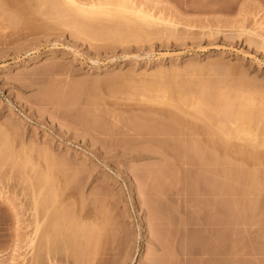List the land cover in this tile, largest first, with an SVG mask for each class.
I'll use <instances>...</instances> for the list:
<instances>
[{
  "label": "rangeland",
  "instance_id": "1",
  "mask_svg": "<svg viewBox=\"0 0 264 264\" xmlns=\"http://www.w3.org/2000/svg\"><path fill=\"white\" fill-rule=\"evenodd\" d=\"M7 1L0 264H29L33 206L54 186L46 206L75 244L59 240L58 264H264V0H127L161 23L114 37V21L112 38L111 22L91 33ZM224 161L240 181L217 175ZM62 214L80 228L62 234Z\"/></svg>",
  "mask_w": 264,
  "mask_h": 264
},
{
  "label": "bare ground",
  "instance_id": "2",
  "mask_svg": "<svg viewBox=\"0 0 264 264\" xmlns=\"http://www.w3.org/2000/svg\"><path fill=\"white\" fill-rule=\"evenodd\" d=\"M1 1H4V0H0V2ZM6 2H8L7 0H5ZM31 2V3H29V2ZM27 1V3H29V5H32V6H29V7H33V5H34V7L32 8V9H34V10H32L34 13L33 14H36V12L38 11V12H40L41 11V9L39 10V8H42L43 6H45V7H47V9L49 10V13H50V15H52L51 13H53L56 17H54V20L55 21H57V19H58V23L61 25H64V24H70V26H72V25H74V27L75 26H77V25H79V26H77V28H81V26H82V29H86V30H88L87 28H84L83 26H86V27H89V30H88V32H91L92 33V31H93V29L94 28H96V27H98L99 28V24L101 23V25H102V23H104V26L107 24L108 26L110 25V22H111V33H110V30H107V34H105V33H103V34H105L106 35V38H108L107 37V35L109 36V37H111L112 38V36L110 35V34H112V32H114L113 34H114V37H116V35L118 34H120V31H121V34H122V32H123V30H125L129 35H127V33H126V35L127 36H130V33L132 34V32L134 31V33L133 34H136L137 32H139V31H141V33L143 32H146L147 33V31H148V27L149 26H151V25H157V24H159V23H161L159 20V18H157V17H155L154 15H152L150 12H145L143 9H138V8H136L135 6L133 7V5L131 4L130 5V2L129 1H127V0H91V1H89V2H82V1H79V0H28ZM5 2V3H6ZM5 3H1V5H0V11L2 10V12H0V15H1V17H2V15L4 16V14H5V11L3 10V9H5V7H4V4ZM28 7V8H29ZM36 7V8H35ZM37 8H38V10H37ZM31 10V9H30ZM3 11H4V13H3ZM37 12V13H38ZM53 16V15H52ZM58 17V18H57ZM3 18V17H2ZM1 18V19H2ZM52 18V17H51ZM57 18V19H56ZM70 20H69V19ZM0 19V20H1ZM66 19V20H65ZM105 20H107V21H105ZM109 20V21H108ZM104 21V22H103ZM117 23V27L115 28L114 27V23L115 22ZM162 21V20H161ZM107 22H109V23H107ZM114 22V23H113ZM135 22H137L138 23V26H139V29L140 30H138V28H134L133 26H137V25H135L136 23ZM106 23V24H105ZM72 24V25H71ZM121 24H124V25H121ZM127 26H126V25ZM132 24V25H131ZM140 24V25H139ZM100 25V26H101ZM107 25H106V27H103V25H102V28H104V31L106 30L105 28H107V29H110V28H108L107 27ZM69 26V25H68ZM109 26V27H110ZM125 26L127 27V29H129V31L127 30V29H125ZM73 27V26H72ZM132 28V29H130V28ZM98 28H96V29H94V32H95V30H97ZM113 28H115V30L113 29ZM117 28H121L120 29V31H119V29H117ZM124 28V29H123ZM147 29V30H146ZM90 30H92V31H90ZM114 30V31H113ZM137 32H136V31ZM116 31H119L117 34H116ZM93 32V33H94ZM106 32V31H105ZM140 32H139V34L140 35H142ZM133 34L131 35V36H133ZM138 34V33H137ZM136 34V36H138ZM145 34V33H144ZM262 38H263V40H264V36H262V35H260ZM105 38V37H104ZM191 129V128H190ZM194 129V128H193ZM193 129H191V130H193ZM190 130V131H191ZM205 130V129H204ZM207 131H209V130H207ZM191 132H194V131H191ZM188 133V132H187ZM205 133L206 134H208L206 131H205ZM183 134V133H182ZM210 134H212L210 131H209V134L208 135H210ZM207 135V136H208ZM209 137V136H208ZM208 137H205V138H207V140H204L205 141V143L206 144H208V146L207 147H210L212 150L213 149H215L216 150V148H217V150L218 151H220L219 150V148L218 147H224V148H226L227 146H226V143H225V140L223 141L224 142V145L226 146H223V144H222V141H221V145H220V143H218V142H215L216 140H214L215 138H213L212 136H210L209 138ZM210 139V140H209ZM229 141V140H228ZM228 141H226L227 143H229V144H231V146H233V148L235 147L234 145V143H230V142H228ZM217 143V144H216ZM220 145V146H218L217 147V145ZM216 145V146H215ZM228 145V144H227ZM237 145H238V143H237ZM237 145H236V149L234 148H232V147H227L226 149H221V151H220V153H221V155L223 156L224 155V153H225V150H228V151H230V153H232V151L231 150H233L234 152L233 153H235L234 155H238V156H241V154L242 155H247L248 154V156L251 154L250 153V149H249V152H247L248 150V145L247 144H244L245 146L247 145V148L245 149V146L243 145V147H241V144H240V146L238 145V150H237ZM229 146V145H228ZM216 147V148H215ZM239 147H240V149L242 148V150L245 152V154L243 153V151H242V153H241V151H240V149H239ZM200 149V148H199ZM198 149V150H199ZM236 150H237V152H236ZM245 150H247V151H245ZM204 151V150H203ZM202 151V149L199 151V153H202L203 152ZM224 151V152H223ZM238 151H239V153H238ZM205 152V151H204ZM223 153V154H222ZM227 154H225V155H228L229 154V157L231 156L230 155V153H228V152H226ZM236 153H238V154H236ZM247 153V154H246ZM250 153V154H249ZM233 155V154H232ZM225 157V156H224ZM234 156H231L229 159H232ZM244 156H242L241 158L240 157H235V158H233V159H235L236 160V158H237V160L238 161H241L242 160V158H243ZM249 157H251V155L249 156ZM249 157H245L246 158V160H244L246 163H249L248 161H249V159H251V158H253V160H254V157H251V158H249ZM238 158H240L241 160H239ZM228 159V160H229ZM257 158L255 157V160H256ZM225 160H227V156H226V159ZM242 160V163L244 162ZM248 160V161H247ZM230 161V160H229ZM229 161H228V163H229ZM257 161H258V163H260L259 162V160L257 159L256 160V162H254V164H256L257 163ZM225 163V164H224ZM257 163V164H258ZM224 164V165H223ZM224 167H223V166ZM225 165H227V161H224L223 163H221V166H222V168L225 170V168L228 170V171H225L224 173H222L221 172V174H220V169H219V173H218V170H217V168H220L221 166H217L216 164H215V168H216V171H217V175L219 174V176L221 175V177H224L226 174V176L224 177L225 178V181H227L228 182V179L230 178L231 180H229V182L230 181H237L238 180V178L237 177H239V173L241 172L240 170H236L237 171V173L239 174V175H237V177H235L234 175H232L231 174V176L230 175H228L229 173H226V172H233L232 170L230 171V169L229 168H227L228 166H225ZM231 165V163H229V166ZM233 166V165H232ZM239 168V167H238ZM223 169H221V171H223ZM232 169V168H231ZM236 171H235V173L234 174H236ZM240 171V172H239ZM216 173V172H215ZM226 173V174H225ZM223 175V176H222ZM227 176H230V177H227ZM236 178V179H234V180H232V178H234V177ZM241 176V175H240ZM226 178H228V179H226ZM240 177H239V180L238 181H240ZM237 181V182H238ZM53 186H54V184H52ZM52 185H50L48 188H50V187H52ZM56 185V184H55ZM45 186V185H44ZM62 186V185H61ZM56 187H58L57 185H56ZM45 188H47V186H45ZM47 188V189H48ZM53 188V187H52ZM52 188H50L51 189V191H52V195H48L49 194V191L47 190V192L44 194V195H42L41 196V192H39L40 193V195H37L38 197L40 196V198L41 199H38L37 200V202L34 204V206H33V210H34V212L36 213L35 215H36V222H35V226H34V235H35V237H34V239H31L30 241H31V244L33 245V244H35V246L33 247L34 248V252L32 253L33 255H32V257H31V259H30V261H29V264H49V262L47 261V260H51V262L53 261V264H58V261H59V255H57V253L58 252H60V249H58V247L56 248V245H57V243H59L60 241H61V243H62V245L61 246H63L64 247V245H66V244H68L69 246L71 245L72 246V244H74V243H72V244H69L68 242H67V240H65V239H67L68 238V236H67V238L65 237V239H60V236H62L61 235V233H60V227H59V225L57 226V224L56 223H58V221H59V219H58V216H60V215H58V213L59 212H61V210L59 211V210H56V209H54L53 208V210L50 208V207H47L48 206V202H51L52 203V205H55L54 204V202L56 203V202H58L59 203V201H57V196H59V195H57V194H60V192H61V194H62V191L63 190H65V188L62 190V191H60L59 190V188H58V190L60 191V192H55V186H54V188L52 189ZM44 188L42 187V192L44 193V190H43ZM60 189H62V188H60ZM57 190V189H56ZM51 191H50V193H51ZM66 192V191H65ZM57 193V194H56ZM65 193H63V195H64ZM55 195H57L56 197H55ZM67 195V194H66ZM65 195V196H66ZM36 197V196H35ZM38 197H36V198H38ZM61 197H62V195H61ZM60 197V198H61ZM36 198H34V201H35V199ZM55 198H56V200H55ZM59 199V198H58ZM59 200H61L62 201V199H59ZM50 203V204H51ZM49 204V205H50ZM60 204V203H59ZM39 205V206H38ZM47 205V206H46ZM56 206H57V204H56ZM56 206H55V208H56ZM59 207V206H58ZM60 208V207H59ZM50 209H51V211H50ZM82 209H83V207H81V211H82ZM79 210V209H78ZM77 210V211H78ZM262 210H264V209H262ZM62 211H63V209H62ZM80 211V214L82 213ZM84 211V210H83ZM65 213V211H63V214ZM79 213V212H78ZM78 213H75V214H78ZM261 213V212H260ZM260 213H259V216H262V213H261V215H260ZM263 213H264V211H263ZM60 214V213H59ZM63 214H62V216L61 217H59V218H61L60 219V221L62 222H65V224L62 222V223H60V225L62 226V228L61 229H63L64 231H62L63 233L62 234H64V232H67V231H65L67 228H69L71 225L72 226H74V224H73V222L72 221H74L75 222V219L76 218H78L79 219V217H80V219H79V222H81L80 220H81V218L83 219L84 217H81V215L83 214H81L80 216L79 215H76V218L74 219V220H71V225H70V220H69V223H68V218L66 219V221H67V224H66V221L63 219V218H65V214H64V217H63ZM67 214V213H66ZM68 215V214H67ZM86 214H84V216H85ZM77 216H79V217H77ZM83 216V215H82ZM63 217V218H62ZM67 217V216H66ZM86 217V216H85ZM262 218H264V214H263V217ZM58 219V221H55V220H57ZM70 219V218H69ZM77 220V219H76ZM78 222V221H77ZM82 223V222H81ZM98 223V222H97ZM79 224L80 223H78L77 225L79 226ZM55 225V226H54ZM68 225V226H67ZM75 225H76V223H75ZM82 225H84V224H82ZM95 225H96V222H95ZM98 225V224H97ZM56 226L57 227H59V229L57 228V230H55L56 229ZM71 226V227H72ZM55 227V228H54ZM74 227H76V226H74ZM82 227V226H81ZM76 228H80V227H76ZM83 228V227H82ZM75 229V228H74ZM98 229H100L99 231H97V234L99 233H101L100 231H102L103 229H101V225H100V227L98 228ZM80 229H78L77 230V232L79 231ZM54 231H56V232H54ZM75 231V230H74ZM90 231H91V229H90ZM89 231V233H92L93 231H91L90 232ZM57 232H59V234L60 235H58V233ZM88 233V234H89ZM99 234H98V236H99ZM58 236H59V239H58ZM71 235H69V237H70ZM72 237V239H75V238H73V236H71ZM71 237H70V241H72L71 240ZM35 238H36V240H35ZM63 238H64V236H63ZM58 239V240H57ZM69 239V238H68ZM97 239H98V237H97ZM96 239V240H97ZM60 240V241H59ZM64 241H66L65 242V244L63 245V242ZM69 241V240H68ZM74 241V240H73ZM72 241V242H73ZM99 240H97V242H98ZM96 241L95 242H93L94 244L95 243H97ZM61 243H59V244H61ZM92 243V245H94ZM99 244V243H98ZM75 245V244H74ZM90 246V248L92 247V254H96V253H98V252H96V250H97V246L96 245H94V246ZM61 246H59L60 248H61ZM67 246V245H66ZM69 246H67L66 248L68 249L69 248ZM71 246H70V251H71ZM99 246V245H98ZM97 247V248H96ZM66 248H61V253L63 254V252L62 251H64V249H66ZM72 248H73V246H72ZM99 248H100V246H99ZM98 248V249H99ZM58 249V250H57ZM63 249V250H62ZM69 250H67V251H69ZM101 250V249H100ZM58 251V252H57ZM101 253V252H100ZM68 254H69V257L71 256L70 255V253H67V258H68ZM64 256H65V251H64V254H63ZM63 256V257H64ZM78 256V255H77ZM88 256H90V254L88 255ZM91 256H93V255H91ZM91 256H90V258H91ZM99 256V255H98ZM61 257V256H60ZM62 257V258H63ZM95 257V259H96V257H97V255L96 256H94ZM59 258V259H58ZM62 258L60 259V261H62ZM74 258V257H73ZM80 260V258L78 257L77 258V260ZM83 259V260H82ZM91 259H93L94 260V258H91ZM66 260V259H65ZM64 260V261H65ZM71 260H73L72 259V257H71V259H69V260H67L68 262L67 263H69L70 262V264H71ZM75 260V259H74ZM74 260H73V262H74ZM92 260V261H93ZM46 261H47V263H46ZM76 261V260H75ZM81 263L84 261V257L82 256V258H81ZM76 262H78V261H76ZM76 262H75V264H76ZM59 263H62V262H59ZM65 263H66V261H65ZM80 262H79V264H81ZM64 264V263H63ZM83 264V263H82ZM93 264V263H92Z\"/></svg>",
  "mask_w": 264,
  "mask_h": 264
}]
</instances>
